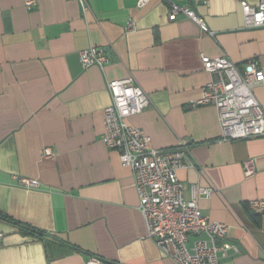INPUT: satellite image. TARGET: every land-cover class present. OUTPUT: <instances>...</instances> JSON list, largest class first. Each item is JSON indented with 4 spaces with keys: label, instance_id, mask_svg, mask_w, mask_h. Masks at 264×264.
Segmentation results:
<instances>
[{
    "label": "crops",
    "instance_id": "0c3cea01",
    "mask_svg": "<svg viewBox=\"0 0 264 264\" xmlns=\"http://www.w3.org/2000/svg\"><path fill=\"white\" fill-rule=\"evenodd\" d=\"M0 0V213L48 235H26L0 219V264H177L149 237L133 172L107 148V82L134 77L151 104L131 123L166 150L186 143L196 166L181 169L192 184L213 186L200 213L228 225L221 264H264V136L220 142L218 113L195 106L211 80L202 55L224 56L264 72V28H244L241 2L211 0L195 7L214 36L194 21L171 22L164 0ZM104 50L108 63L83 69L80 52ZM255 94L264 108V83ZM50 149L52 156H45ZM252 160L256 173L245 175ZM36 179L28 189L16 178Z\"/></svg>",
    "mask_w": 264,
    "mask_h": 264
},
{
    "label": "built area",
    "instance_id": "2783aa9c",
    "mask_svg": "<svg viewBox=\"0 0 264 264\" xmlns=\"http://www.w3.org/2000/svg\"><path fill=\"white\" fill-rule=\"evenodd\" d=\"M86 14L89 5L86 0H77ZM151 0H138L145 6ZM171 22L180 17L188 18L199 25L204 33L214 36L195 7L209 6L211 0H164ZM27 10H33L37 0H24ZM244 28H264V0L256 7L241 2ZM2 8L0 3V16ZM83 69L93 66L104 70L108 57L104 50L90 46L80 52ZM203 70L211 75L202 96L194 105L216 108L221 126L220 142H233L264 136V108L258 100L255 89L264 83V72L255 61L244 68L227 57L201 56ZM110 104L104 109L105 132L103 141L107 148L120 154L124 167L132 170L139 195L141 211L151 239L162 252L177 264H221L222 256L228 257L230 250L239 253L233 244L230 248L220 242L228 235V225L211 221L200 213L199 202L210 199L215 193L213 186L192 184L190 198H186L187 187L180 180L181 169L194 168L186 143L176 148L161 150L153 146L152 138L142 128L131 123L134 116L142 114L151 104L147 92L139 86L134 77L107 82ZM45 156H52L45 149ZM245 175L256 173L252 160L245 163ZM17 182L28 189L40 187L36 179L17 177ZM251 207L264 213V201L252 202ZM5 234L0 231V247ZM86 264H105L93 257Z\"/></svg>",
    "mask_w": 264,
    "mask_h": 264
},
{
    "label": "trees",
    "instance_id": "16d2710c",
    "mask_svg": "<svg viewBox=\"0 0 264 264\" xmlns=\"http://www.w3.org/2000/svg\"><path fill=\"white\" fill-rule=\"evenodd\" d=\"M0 219L13 223L14 225H16L21 230L22 233H24L26 235H33V236H37L40 238H43V237L48 235L46 232H43V231H41L35 227H32L30 225L15 221V220L11 219L10 217H8L4 214H1V213H0Z\"/></svg>",
    "mask_w": 264,
    "mask_h": 264
}]
</instances>
